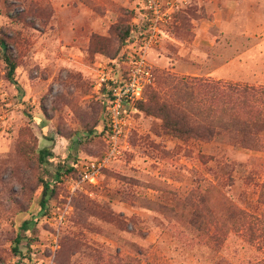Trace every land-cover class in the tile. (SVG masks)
Listing matches in <instances>:
<instances>
[{
	"label": "rangeland",
	"instance_id": "obj_1",
	"mask_svg": "<svg viewBox=\"0 0 264 264\" xmlns=\"http://www.w3.org/2000/svg\"><path fill=\"white\" fill-rule=\"evenodd\" d=\"M198 6L177 12L173 31L188 14L210 16L218 43L174 58L162 37L142 101L157 94L204 137L171 136L160 116L129 107L121 154L73 194L64 175L28 245L22 225L40 216V177L105 154L98 81L111 59L129 60L133 44L120 40L148 16L143 0H0V38L18 63L11 81L0 45V264H264V133L246 148L233 127L235 117L264 118V0H234L217 16ZM33 148L54 155L40 167ZM235 207L260 217L243 223Z\"/></svg>",
	"mask_w": 264,
	"mask_h": 264
},
{
	"label": "built area",
	"instance_id": "obj_2",
	"mask_svg": "<svg viewBox=\"0 0 264 264\" xmlns=\"http://www.w3.org/2000/svg\"><path fill=\"white\" fill-rule=\"evenodd\" d=\"M143 3L150 22L143 32L142 45L125 70L114 65L111 72L102 74L98 81L100 90L104 82H109L111 91L110 102L104 110L107 150L103 156L79 164V179L74 175L66 176L71 194L81 187L83 181L98 182L103 169L121 154L120 140L129 125V107L131 110L137 101L144 100L146 88L156 83L155 66L148 59L149 51L160 44L163 30L174 23L176 13L186 8L190 0H143Z\"/></svg>",
	"mask_w": 264,
	"mask_h": 264
},
{
	"label": "trees",
	"instance_id": "obj_3",
	"mask_svg": "<svg viewBox=\"0 0 264 264\" xmlns=\"http://www.w3.org/2000/svg\"><path fill=\"white\" fill-rule=\"evenodd\" d=\"M146 13L148 16L147 25L141 28L142 31L140 32V34L134 35L135 29L131 28L129 30H126V33H127L126 37L121 38L120 40L122 42V45L128 46V45L133 44L132 45L133 51L130 52L131 54L130 57L128 55L129 60H125V58L127 57L125 55V51L119 54L121 55L120 60L119 58L111 59V61L115 60V62H113L114 65H119L123 70H125L128 67V63L132 60L135 52L142 45V38L144 35L143 32L145 31V29L147 28L150 22V16L147 11ZM0 45L4 46L5 48L3 59H4V62L6 63L7 76L11 81H15V74L18 68V63L15 59L13 51L10 48V45L7 44L5 39L0 38ZM117 59L119 61L118 64H117ZM151 87L152 86H148L146 88L145 97H146L147 91ZM101 93L104 95V97L102 99L103 100V112L101 114V119H100L99 124L102 126L101 131L105 130V132L107 133V129L104 125V110L106 106L108 105V103L110 102V98H111V91L109 90V82L103 83V86L101 88ZM143 102L144 101L142 100L137 101L134 104L135 109L139 110L142 108L144 109V111H148L150 114H155V115L160 116L161 119L163 120V127L167 134L180 138V139H184V140H187L189 137L192 138L191 135H195V137H204L205 135L204 133L202 135H199V133H202L201 128L197 127L195 129V127L191 126L188 123L189 121L186 120V118L181 117V113H179L180 110L176 109V107H174L171 104H168L166 102H161L158 99L157 94H154L152 96V98L150 99V103L147 104L146 106L145 105L143 106ZM235 118L236 119L233 120V127L239 133L238 140L240 144L246 148H257L259 145L258 144L259 140H261L259 136L260 134L264 133V118H262L261 116H258L255 119H239V117H235ZM207 129L209 130V128H206V130ZM92 132H93L92 130H89L88 133L90 134ZM31 150L35 151L37 162L40 167L45 165V163L47 162V158L49 156L54 155L53 152L47 148H41V149H36V150L33 148ZM231 168L234 169L235 167H231ZM230 171L231 173L229 174V176L231 180L235 181V176L233 174L234 170L231 169ZM77 173H78V161L70 165L65 164V163L59 164L56 177L53 181L47 179L44 176L40 177L39 186L42 189V193H41L42 195H41L40 204H39L40 216L35 215L30 220H26L22 225V230H29L31 228L30 234L28 235V237L27 236L25 237L27 239L28 245H31L34 241L33 236L35 235V232L37 231V223L39 222L40 217L42 215L49 213V210H50L49 203L51 199L54 197V195L56 194V189L58 187V184L62 181L64 175L66 176L67 175H77ZM248 179H249L248 181H253L254 178L251 176L250 178L248 177ZM257 183H258L257 188L259 189L261 188V192L262 194H264V180H262V182H257ZM235 211H236V215H239L240 217H242L243 223H245L247 216L248 217L250 216L255 219H259L260 217L259 215L257 216L253 214L252 212H248V210H246L245 208L235 207ZM23 239H24V236L21 233H18L17 237L14 239L12 250L15 255H21L22 252L20 250V243L22 242Z\"/></svg>",
	"mask_w": 264,
	"mask_h": 264
},
{
	"label": "crops",
	"instance_id": "obj_4",
	"mask_svg": "<svg viewBox=\"0 0 264 264\" xmlns=\"http://www.w3.org/2000/svg\"><path fill=\"white\" fill-rule=\"evenodd\" d=\"M192 3L194 5H199L198 11H201V7L205 6V9H207L211 14L213 10L216 11L215 14L217 16V14H228L227 12L231 11L233 8L234 0H192ZM176 15L174 20V22L176 21L175 24L173 23L169 27L165 28L162 33L163 39L169 42L171 41V43H174L177 47V53L174 58L179 57V54L188 58H194L196 57V53L199 52V47L201 45L203 46L208 44L211 46L218 43L217 40H213L212 38V29L215 27V21H213L210 16L208 18H204L203 16L199 17V15L192 16L191 14H188V26H181L179 29L180 31L174 32L173 28L175 25H183L182 20H179ZM185 33L188 37H184Z\"/></svg>",
	"mask_w": 264,
	"mask_h": 264
}]
</instances>
